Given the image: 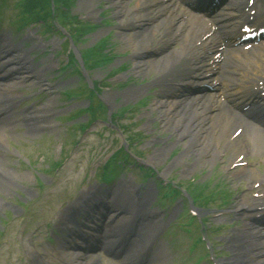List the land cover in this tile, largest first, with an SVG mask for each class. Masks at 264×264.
<instances>
[{
  "label": "rangeland",
  "instance_id": "obj_1",
  "mask_svg": "<svg viewBox=\"0 0 264 264\" xmlns=\"http://www.w3.org/2000/svg\"><path fill=\"white\" fill-rule=\"evenodd\" d=\"M77 1L42 0L48 4L49 11L54 5L55 14L53 13V16L55 19H49V22L57 26L61 35L54 34L56 31H52L51 28L47 29L46 26L33 28V25L30 24L29 29H26L21 21L16 22L17 11L13 8L16 0H7L8 6L1 15L2 35L8 37L12 45H19L28 52L31 65L38 69L43 67L46 69L38 79L29 77L19 84L18 80L12 79L17 77V74H14L8 80H4L2 84L10 86L7 91L13 93L15 96L13 100H18L17 102L21 105L18 113L32 107V110H37L39 112L37 115L41 116L42 123L39 126H46L45 124L48 122L47 117L42 118V116H50L55 128L53 131H41L45 129L42 127L30 134L27 132V128L20 123L3 130L6 135V150L0 149V162L13 174L18 175L19 179L16 185L12 181H8L9 192L0 194V200L5 204L0 209V232H2L0 235V264L8 263L3 260L21 253L38 264L48 263L47 257H43L49 248L47 244H44L36 252H31L38 241L40 243L45 241L43 238H39V232L45 233V230H40L42 223L48 218L61 215L63 211L61 209L56 211L57 206L63 204L68 198L75 199L92 186L97 185L105 188L107 185L106 189L110 191L120 179L127 178L138 188L153 189L154 196L147 207L148 210L158 208L166 210L170 207L173 208L179 198L173 195V191L181 190L176 186L182 189L188 188L191 191L188 180L195 177L196 174V172H192L189 175H183V165L169 167L172 159L178 155L183 140H180L179 144L172 149L168 158H163L156 164H147L146 161L152 157L155 147L159 145L157 143L150 144L153 139L151 135L156 134L157 140H165L169 136L161 129L162 125L157 117L150 122V127L154 129L152 132H148L145 127L146 118L143 116V112L153 104L160 94L157 93L156 88L150 87L133 102L122 103L118 97L104 99L107 94H117L127 88L140 85V82L143 84L145 83L143 81L146 80L128 76L125 79H131L128 81H132V85L123 87L118 85L117 78L127 74L132 67L128 57L129 52L119 50L121 43L117 33L124 28L117 27L119 20L117 17H113V9L109 6L108 0H98L95 4L99 8L97 17L100 19L97 17L95 19L98 22L106 20L108 25L94 30L79 29L78 26L72 24L75 20H73V16L79 15L82 20H92L93 17H89L87 11H75ZM67 4L71 5V10L67 17H63L62 13H58V11L59 8ZM134 5L135 2L132 0L130 7L132 8ZM49 11L46 13L48 14ZM148 18L151 19L153 16L149 14ZM19 29L20 32H18ZM92 35L96 36L91 37ZM23 37L26 41L21 40ZM159 41V35H156L147 46H158ZM1 46L0 43V48ZM93 47L97 51L103 50V53L115 56L108 65H106L107 62H104L100 64L99 68L95 67L87 72L90 81L98 82L101 89L104 88L99 93L100 98H103L105 102H111L114 108L108 112L104 106H99L94 101L92 114L89 112L77 116L79 114L77 109L86 105V101L83 99L88 95L85 82L73 74L71 75L72 70L69 68L64 70L65 72L60 70V65L61 67L66 65L67 57L68 60L73 61V58L77 59L79 55H85L89 50L93 51ZM92 58L90 57L88 60V66L93 63ZM48 59L50 60L48 61ZM22 75L31 76L32 74L23 73ZM17 84L18 86H15ZM55 86L57 88L53 90ZM66 91H68L67 95L62 94ZM72 94L77 97L69 98ZM50 98H54L56 101L54 114L41 113L39 108L44 107ZM157 113L154 112V116H158ZM90 115L103 119L105 122L111 121L113 128H107L105 123H97L82 133L80 128L87 124ZM133 140L136 142L134 146H131L130 142ZM121 147L127 150L128 153L125 156H128L131 162H136L138 169L132 167L131 162L126 166H117L112 162L110 157ZM251 150L252 148H249L246 152L249 158L252 156ZM123 156L124 154L122 157L119 155L118 160H122ZM226 165L227 163L220 166L214 162L212 166L206 165L198 170L204 172L205 175L200 180L195 178L192 192L193 196L199 199L195 204L198 207V216L206 219L205 225L211 227L208 237L215 245L213 246L214 250L212 248L210 250L211 254L213 251L212 258L213 260L217 259V263L222 262L221 264H227L232 257L229 249L230 243H226L225 239L231 237L237 230H241L244 225L243 215L236 216L234 211L230 210H234L242 203H249L252 199L248 193L242 192L247 184V178L244 176L236 179V183L234 181L232 183L241 182L242 188L237 193L230 195L226 192L227 194L215 195L217 193L216 186L219 184L223 189L229 190L231 187L226 183L227 177L223 175ZM245 169L255 170L256 168L245 167ZM110 171L111 175L104 178V173L110 174ZM212 171L214 176L210 179ZM164 173L165 176H163ZM112 175L115 176L114 182H111L110 179ZM169 182L172 184L171 188L166 185ZM160 184L170 190L165 189V192L160 190ZM23 202L25 209L22 210L19 205ZM64 205L65 203L60 207H66ZM246 205L249 206V204ZM220 209L227 210L221 212ZM166 212V215L159 217L162 226L158 229L157 234L162 239L156 250L162 247L165 251L163 258L165 261L162 263L196 264L199 258L207 256L205 255L206 251L195 243L198 233L196 223L193 222L186 226L187 219L180 218L184 210L181 211V207L178 206ZM180 221L181 225H176V222ZM182 229H187L190 233H183ZM206 244H208L207 239ZM209 246H211L210 243ZM199 264H203V262L200 261Z\"/></svg>",
  "mask_w": 264,
  "mask_h": 264
},
{
  "label": "bare ground",
  "instance_id": "obj_2",
  "mask_svg": "<svg viewBox=\"0 0 264 264\" xmlns=\"http://www.w3.org/2000/svg\"><path fill=\"white\" fill-rule=\"evenodd\" d=\"M97 1L98 0H78L75 11H87L86 13L89 17L96 18L99 9L95 4ZM108 2L109 6L113 9V17H117V20H119L117 27L132 28L131 30L117 33L121 43L119 50L122 52H129V61L132 64L129 72L122 75L120 78L123 79L126 76H131L147 80V78L149 79L152 77L151 79H153L166 72V75H163L162 79L155 83V85L161 86L158 87L157 93H163V96L157 97L153 104L148 107V109L144 110L143 116L146 118L145 127H147L148 132L154 130L150 127V122L157 117L162 125L161 129L167 132L169 136L165 140H157L156 134L151 135L153 139L150 144L157 143L159 145L155 147L152 157L146 161L147 164H156L163 158H166L168 154L170 155L172 149L179 144L180 140H183L184 142L180 144L178 155L172 159L169 167L174 168L178 165H183V175H189L192 172L195 173L201 170V168H204L206 165L212 166L217 156L216 153L221 138V132L224 129L233 131L239 124L244 125V131L250 132L248 121L242 114L237 113L235 108L223 106L219 101L212 98L210 99L209 97H199L200 95H195L185 98H174V96L169 93V91L173 89L169 88L168 85L173 82L174 78L180 76V74L177 72L172 73L171 69L173 65L182 59V55L180 56V54H182L183 51L181 49L171 52H162L159 48L157 56L152 58L150 56H144V50L152 48L151 46H147V44L153 41L156 35L164 39V36H162L163 23L156 20L154 12H143L141 10L142 6L150 4L151 1L144 2L143 0H134L135 5L132 8L130 7L132 0H108ZM240 3L241 0H237L233 8H239ZM150 13L154 14L151 19L148 18ZM213 32L220 34L215 28H213ZM93 36L96 35H92L91 37ZM6 40H4L6 46L3 47V51H0V70L2 71L1 73H3L1 76H4V74H17V77L15 76L12 79L18 80L20 84L26 78L38 79L40 75L45 73L46 70L44 68L38 69L29 64L27 61L28 53L25 50L19 52L15 49L14 51L7 49L11 47V44L8 45L9 40ZM185 42L186 39L182 38V45ZM231 55L232 57H229L225 61L226 68L237 63L235 55L239 54L233 51ZM258 66L259 65H257V67ZM249 67H251L250 64ZM258 69L259 68H257V71ZM167 72H169V75H167ZM23 73H31L32 75L23 76ZM250 73L254 74L256 72L255 70H251ZM222 75H224L225 79L233 78L227 69L222 70ZM238 75L241 76V74ZM260 79L264 81V78ZM254 81L253 79L252 82ZM246 84H248V81L244 82V85ZM15 86H18V84ZM56 86L59 87V85ZM56 86L53 90L57 88ZM9 87L10 86L4 85L3 88L0 89V111L7 105L9 106L13 103V98L15 96L13 93L7 91ZM144 92L145 90L142 87L135 86L120 91L117 94H107L104 98L107 100L118 97L122 100V103H128L135 101ZM55 107V99L50 98L45 106L39 109H41L40 112L43 114L53 115ZM207 111L211 112L208 119L207 116H201ZM154 112H158V116H154ZM37 113L39 114L37 110H34L32 114L26 113L23 115L25 119L24 127L27 128V132L30 134L34 133L39 124L42 123L41 116L37 121L33 119L32 116H36ZM43 117H47L48 119V122L45 124L46 127L54 125L50 116H42V118ZM196 119L197 121H195ZM205 119L207 120V124H201L206 121ZM40 127L43 126L40 125ZM3 130H6V127L3 126L0 129V149L5 150L6 135H4ZM214 133L218 134L217 137ZM185 162L187 163L185 164ZM239 174V177L241 175L246 176V178L250 180L258 177L255 170H246L244 168L240 170ZM163 176H165V173ZM18 179V175L13 174L0 162V194L9 192L10 186L7 184L9 183L8 181H12L14 185H16L18 184ZM135 191L138 193L139 189L127 178H123L111 191L110 195L112 199L108 204V211H103L107 218L106 220L111 222L110 227H108L104 233L110 240L115 241V239H119L124 235V232L131 227L132 222H137L138 219H141L138 214L145 212L154 196L152 188L142 192L141 196L138 198L135 197ZM99 193L102 194L100 190ZM90 198L94 197L90 196ZM106 199H109V197ZM92 200H94L92 205H96L97 203L100 204L102 201L99 198ZM4 206L5 204L0 200V209ZM235 210L243 211L244 205H238ZM140 222L141 224H138L137 237L136 239L134 238L127 250V254L124 256V262L127 264L136 263L138 256L145 251L147 245L162 226L161 221L157 219L154 221L141 219ZM263 247L264 234L261 233L260 230H256L248 225H243L242 229L237 230L231 239L229 249L234 257L228 260L229 262H227V264H235L236 262L238 264H264ZM63 255L69 264H95L94 259L80 252L67 250ZM164 256L165 251L160 247L152 256V262L154 264H163L162 262L165 261L163 259Z\"/></svg>",
  "mask_w": 264,
  "mask_h": 264
}]
</instances>
